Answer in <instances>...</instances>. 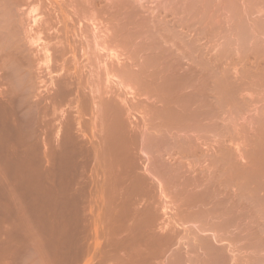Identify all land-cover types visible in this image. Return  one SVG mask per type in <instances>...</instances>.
Returning <instances> with one entry per match:
<instances>
[{
    "label": "bare ground",
    "instance_id": "1",
    "mask_svg": "<svg viewBox=\"0 0 264 264\" xmlns=\"http://www.w3.org/2000/svg\"><path fill=\"white\" fill-rule=\"evenodd\" d=\"M110 1L103 13L114 24L110 39L135 45L133 58L144 56L141 63L122 62V55L112 53L118 61L112 77L117 76L126 94L98 92L102 71L96 67L104 62L99 53L106 48L100 49L95 32L100 34L97 22L105 17L95 0H0V150L15 151L24 145L17 141L32 136L41 149L45 136L53 182L65 165L76 164L81 187L68 196L81 197L87 205L97 195L106 201L100 209L105 210L107 244L99 264H264V112L243 126L248 132L245 147L236 148L239 155L227 147L233 136L225 135L240 129L233 114L251 102L242 90L252 87L251 79H264V60L256 64L263 49L257 42L249 48L251 31L239 32L235 40L262 69L244 66L235 77L222 69L221 61L231 43L210 55L215 44L207 35L218 24L209 26L204 1L183 0L181 7L159 4L151 16L137 0ZM45 2L52 6L49 12ZM57 13L65 36L56 35L60 40L56 37L54 44L42 34L51 30L46 26ZM89 23L95 33L91 40ZM62 57L66 64L57 66ZM78 95L87 109L86 103L96 100L91 107L98 106V149L85 148L80 136L77 112L86 109L73 115L61 108ZM137 115L142 121L133 120ZM203 149L205 156L196 161ZM140 154L150 156L144 170ZM91 165L97 167L99 181L89 174ZM98 184L100 190H91ZM179 198L183 203L176 218L169 213L176 211ZM83 218L88 256L90 230L98 217L95 223L89 212Z\"/></svg>",
    "mask_w": 264,
    "mask_h": 264
},
{
    "label": "rangeland",
    "instance_id": "2",
    "mask_svg": "<svg viewBox=\"0 0 264 264\" xmlns=\"http://www.w3.org/2000/svg\"><path fill=\"white\" fill-rule=\"evenodd\" d=\"M63 1L69 4L70 0ZM202 1H204V7L208 10V16L211 19V21L209 20L208 22L209 26H214L215 22L218 24L216 31H213L214 29L211 28L212 31H209L207 35L208 41L211 40V42L215 44L214 47L212 46L213 48L210 55H215L219 50L224 48L226 44L231 43V45L228 44L229 50L227 49L228 51L226 50L225 54L221 56L224 57L221 59L223 70L225 69L229 72V75H233L235 77H239L242 74L244 66L246 67V70L254 69L261 71L262 68H257L256 64L258 61L264 60V0ZM136 2V5H139L142 8L146 16H151L152 11H156L159 4L169 5L172 3L180 7L184 4L183 0H137ZM95 4L93 6L99 10L102 17L104 15L103 13L106 12V10L112 5L109 0H95ZM44 5V8H46V6H48V2H45ZM86 5L88 6V4ZM51 8L52 6H48L46 12H49V9ZM54 16L55 18H53ZM54 16L52 18L50 17V23L47 19L49 25L47 24L46 28H51V30H47L44 34H42V36L44 38H48V41L52 40V42L50 41L51 43L56 44V37L60 40L59 37L63 36V40L65 36V28L62 23L57 25L61 18L60 14L57 13V15ZM105 16L106 15H104V17ZM106 18L107 17H105L104 20L102 18V21L99 19L100 23L97 22L98 26L100 25V34L97 31L95 32L98 34V43L101 47L100 49L102 50L106 48L99 53L100 56H103L100 61H104L105 63L103 62L101 65L97 66L98 68L96 67V69H101L100 71H102L99 76L102 78V81L99 85L100 88H98V92L103 93L107 92V90L109 91L110 89H113V91L116 92L120 90L118 93L126 94L128 90L118 84L119 82H117V76L114 78L112 77L113 74H115V71H113V65L118 63L114 56H112V53L115 52L117 55H122L120 58L122 62H124L123 60L129 58V61L141 63L144 56L139 55L136 56V58H133L132 52L136 47L135 45L124 46V44L121 45V43L119 44L118 42L111 40L110 37L114 24L109 22ZM170 19L171 18L167 17V20L165 21H171ZM199 25L200 24L198 23L195 27L198 28ZM91 28L92 27L89 23V32L87 33V36H90V40L94 38L95 35ZM58 29H60V32L56 33ZM241 31L244 32V35L246 32L251 31L252 33L249 40L246 42L247 45L249 44V48L253 46V44L251 46V43H255V45L259 44L263 49L260 57L258 56L256 59L255 65H253L255 55H251L252 52L250 54L249 51L246 53L243 52L242 48H240L241 46L239 45L240 42L238 41L237 43V40H235L237 39V36H239L238 33ZM218 34L223 35V39ZM216 35L222 40H217ZM54 38L56 40H54ZM213 38L216 39V43H214L215 41H212ZM223 44H225L224 47ZM64 58L62 61H57L58 64L56 65L62 66L63 62L66 64L65 61L67 60H64ZM67 58H71L70 54L66 55L65 59ZM83 60L84 58H81L79 55L78 61L81 63ZM103 64L107 65L109 69L108 74L111 82H107L108 78L105 75ZM263 65L264 62L261 63V66ZM55 72L53 76H56ZM83 82H86V80H83L82 83ZM83 84L86 86V83ZM251 85V88L244 91L242 90L243 96L251 102L243 105L238 112L233 114L235 123L237 122L236 127L240 129L236 130L237 132L231 131V133L225 134L226 136L228 135V139H231L230 136H233L235 139L233 144L228 142L227 144L229 146L227 147L231 148V150L237 153V155H239V153L236 148L241 150L245 147V135L248 131L245 132L244 130L247 127L243 126L248 124L252 119H254V117H257L258 114L264 112V79L258 81L257 78H253L251 79ZM88 87L90 86H87L85 92H88ZM41 89L42 88L39 89L40 92H43V89ZM95 95L98 96L97 93H95ZM73 98L75 97H72V99L70 97L69 100L72 101L65 102V105L63 104V107L61 108L63 111L67 110L68 112H72L73 115H77V113L81 115L80 126L82 130H80L81 135H79L83 141L85 140L84 147L98 149L100 146V137L97 131L99 129V125L97 123L99 120H97L98 117H96L98 114H95L97 113V104L94 105L96 108H92L93 104L96 103V100L95 103H91L90 106H88L90 103H86L88 107L87 109L84 107L85 103L82 104L83 102L81 101L84 100L83 96L79 97L78 95V97H76V100L79 102L78 104H76L77 102L75 103L76 100L74 101ZM128 99H130L129 96ZM84 108L86 109L84 110L85 112L83 111ZM78 109H81L84 113H81ZM95 109L96 112H94ZM225 113L227 114L228 112ZM139 117L142 118V116L137 115L134 117L135 119L133 118V120L135 122H138L139 119L142 121ZM93 127L98 128H96L95 132L92 134L91 129ZM86 129L87 133H83L86 132ZM32 137L26 138L29 142H26V140L25 142L22 140L21 142L23 143L17 141L19 144L24 145L15 151L7 153V151L3 152L0 150V264H99L103 258L102 253L105 252L107 244L105 238L106 223H103L106 221L105 215H103L106 205L104 204L106 203L105 199H103V197L101 199L100 195H97L96 197H91L87 205V202H85L81 197L68 196L72 190H77L81 187V180L78 177L79 174H76V164L72 162L69 165H65L64 171L62 169L59 170L58 176H56V181L53 182L51 169L47 163L49 157L48 143L50 142V139L46 138L45 140V136H43V146L41 145L42 148L39 149V147L36 146V144H38V142L36 143L37 140ZM24 146L28 147L25 148ZM204 150L205 149H203V152H197V157L194 156V153V155H191V158L195 157L197 161L198 157L200 159L201 155L205 156ZM140 155L142 157H140L141 160L145 162H141V164L143 163L142 170H144L150 163L148 158L150 156L147 157L146 154ZM148 166H150V164ZM89 174L93 175L94 178L99 181L100 174L95 165H91L89 167ZM98 186L100 185L98 184L97 188L94 187L91 188V190H100L101 187ZM170 198L172 200L174 195H171ZM182 201L183 199L180 198L177 200L175 199L176 206L173 204V206H175L173 209H176L178 212L174 210L175 212L172 214L169 213L171 216H175L176 218L179 217L178 215L181 214V211L178 209L182 206ZM86 205L89 211L84 209V206ZM100 208L104 209L101 210ZM100 211L102 213H100ZM88 212L89 218L91 215L94 223L97 217L98 219L96 221V226L93 225L90 230V232H92V234L90 233L91 237L89 240V245L92 244L90 246L91 252L88 256H86L83 251L84 248L82 238L84 235L83 219H85L83 217ZM177 213L179 214L176 216ZM231 233H233V231H231ZM95 236H98V241L93 239L96 238ZM95 241H97L98 245H96ZM246 255L247 254H243L240 256L242 259H245ZM163 260H165V258H163ZM159 261L163 262L162 259L158 260V262Z\"/></svg>",
    "mask_w": 264,
    "mask_h": 264
}]
</instances>
